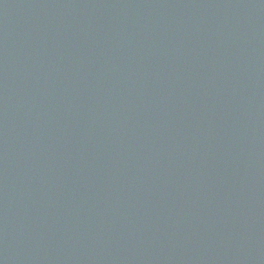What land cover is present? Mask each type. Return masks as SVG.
I'll return each instance as SVG.
<instances>
[{"label":"water","instance_id":"water-1","mask_svg":"<svg viewBox=\"0 0 264 264\" xmlns=\"http://www.w3.org/2000/svg\"><path fill=\"white\" fill-rule=\"evenodd\" d=\"M0 264H264V0H0Z\"/></svg>","mask_w":264,"mask_h":264}]
</instances>
